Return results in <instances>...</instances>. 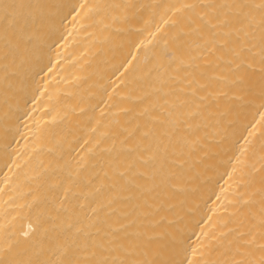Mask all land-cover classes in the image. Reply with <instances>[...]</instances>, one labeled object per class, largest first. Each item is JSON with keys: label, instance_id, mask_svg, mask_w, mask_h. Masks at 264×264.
<instances>
[{"label": "bare ground", "instance_id": "6f19581e", "mask_svg": "<svg viewBox=\"0 0 264 264\" xmlns=\"http://www.w3.org/2000/svg\"><path fill=\"white\" fill-rule=\"evenodd\" d=\"M0 264H264V0H0Z\"/></svg>", "mask_w": 264, "mask_h": 264}]
</instances>
